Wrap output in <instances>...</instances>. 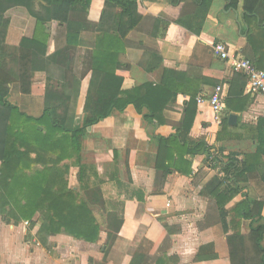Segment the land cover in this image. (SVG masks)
<instances>
[{"label":"crops","instance_id":"0c3cea01","mask_svg":"<svg viewBox=\"0 0 264 264\" xmlns=\"http://www.w3.org/2000/svg\"><path fill=\"white\" fill-rule=\"evenodd\" d=\"M199 1L142 0L148 16L127 40L142 43L156 57L150 59L149 70L131 63L121 92L160 82L162 69L185 73L191 68V75L205 81L194 79L201 90L197 97H206L215 87H221L222 123L213 121L207 103L199 106L195 101L190 131H176L174 125L183 121L182 110L189 101L184 95H178L168 108L157 112L151 122L144 119L147 109L141 114L131 105L121 112L114 110L84 132L79 159L74 157L59 165L62 171L68 168V187L78 201L87 204L95 219L97 240L85 242L63 230L51 234L48 222L39 214L31 222L6 224L0 219V264H89L90 259L100 262L106 246L108 213H115L122 226L107 254V264H230L225 255V236L248 235L252 226L235 213L246 194L262 201L260 221L264 224V95L249 94L245 86L234 81L230 66L211 53L212 45L223 43L232 54L250 59L256 68L264 70V38L251 36L258 28L256 21L249 25L244 21L242 0L235 10L229 8L230 0H211L206 14ZM94 8L101 9L99 2ZM90 38V34L82 36L86 42ZM64 45L65 27L58 26L49 53ZM130 54L132 61L142 57L139 51ZM89 79L86 76L80 85L76 129L85 123L82 108ZM41 80L36 74L34 81ZM239 93L241 96H236ZM230 115L236 117L233 123L228 121ZM176 134L181 144L186 140L203 141L215 150H223L224 155L236 153L253 169L252 178L241 185L242 192L224 208L228 224L225 236L219 226L220 212L209 194L210 184L222 178L217 168L206 164L205 155H183L181 160L174 156L176 170L169 168V174L156 170L160 139ZM167 157L165 151L161 158ZM214 236L219 241L217 247L200 252V247L214 246ZM216 250L220 256L214 258Z\"/></svg>","mask_w":264,"mask_h":264},{"label":"trees","instance_id":"16d2710c","mask_svg":"<svg viewBox=\"0 0 264 264\" xmlns=\"http://www.w3.org/2000/svg\"><path fill=\"white\" fill-rule=\"evenodd\" d=\"M210 1H199L205 14ZM238 1L230 0L229 8L235 10ZM97 2L101 9L94 8ZM242 2L244 21L248 25L256 21L258 28L251 36L264 38V0ZM147 16L142 0H0V63L6 56L12 57V76L0 70V219L3 223L31 222L39 214L48 222L51 234L63 230L69 236L95 242L99 231L95 219L87 204L78 201L68 187L65 180L68 168L62 171L59 167L64 161L79 159L84 132L114 110L121 112L130 105L139 114L147 109L144 119L151 122L178 95L189 97V101L182 110L183 121L174 128L190 131L196 113L195 98L201 93L194 79L205 82L191 75V68L185 73L162 69L160 82L135 87L123 93L125 96L121 92L131 63L149 70L150 59L156 57L142 43L127 40ZM58 26L65 27V45L49 53ZM85 34L91 35L90 42L82 40ZM134 50L142 52L139 61L130 58V51ZM36 74L43 80L34 81ZM234 74V81L244 88L245 77ZM88 75L82 108L86 119L76 129L79 89ZM165 151L168 157L163 160ZM223 153L203 141L186 140L181 144L176 134L160 139L156 170L162 169L163 173L170 172L169 168L176 170L174 156L181 160L183 155H205L206 164L217 168L222 178L210 184L209 194L220 212L219 226L225 236L228 224L224 208L242 192L241 185L252 178L253 169L238 154ZM262 204L246 194L236 205L238 219L249 220L252 226L248 235L225 236V255L230 264H264ZM121 226L122 220L115 213L106 215L108 233L103 258L100 262L90 259L89 264H107V254ZM214 241V246L200 247L199 251L214 249L219 242L217 236ZM218 256L216 250L213 257Z\"/></svg>","mask_w":264,"mask_h":264},{"label":"built area","instance_id":"2783aa9c","mask_svg":"<svg viewBox=\"0 0 264 264\" xmlns=\"http://www.w3.org/2000/svg\"><path fill=\"white\" fill-rule=\"evenodd\" d=\"M211 53L214 58L226 62L233 73L245 77V89L249 94L264 95V70L257 69L250 59L232 54L223 43L212 45ZM221 91V87L217 86L208 96H198L195 100L199 106L205 103L209 105L213 113V121L218 125L221 124L223 117ZM166 206L168 207L169 204Z\"/></svg>","mask_w":264,"mask_h":264},{"label":"rangeland","instance_id":"374dc122","mask_svg":"<svg viewBox=\"0 0 264 264\" xmlns=\"http://www.w3.org/2000/svg\"><path fill=\"white\" fill-rule=\"evenodd\" d=\"M0 65V70H3V72H6L10 76H12V57L6 56L5 59H3V63H0Z\"/></svg>","mask_w":264,"mask_h":264},{"label":"water","instance_id":"95a60500","mask_svg":"<svg viewBox=\"0 0 264 264\" xmlns=\"http://www.w3.org/2000/svg\"><path fill=\"white\" fill-rule=\"evenodd\" d=\"M235 118L236 117L234 115H230L228 119L229 123H233L235 121Z\"/></svg>","mask_w":264,"mask_h":264}]
</instances>
